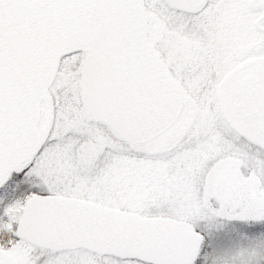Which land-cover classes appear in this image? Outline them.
<instances>
[{
  "label": "snow or ice",
  "instance_id": "1",
  "mask_svg": "<svg viewBox=\"0 0 264 264\" xmlns=\"http://www.w3.org/2000/svg\"><path fill=\"white\" fill-rule=\"evenodd\" d=\"M0 264H264V0H0Z\"/></svg>",
  "mask_w": 264,
  "mask_h": 264
}]
</instances>
